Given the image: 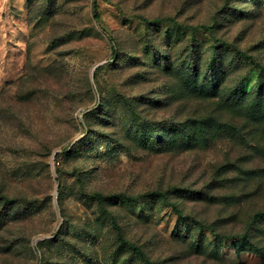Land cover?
<instances>
[{
  "label": "rangeland",
  "instance_id": "374dc122",
  "mask_svg": "<svg viewBox=\"0 0 264 264\" xmlns=\"http://www.w3.org/2000/svg\"><path fill=\"white\" fill-rule=\"evenodd\" d=\"M95 1L0 0V264H264V0Z\"/></svg>",
  "mask_w": 264,
  "mask_h": 264
},
{
  "label": "trees",
  "instance_id": "16d2710c",
  "mask_svg": "<svg viewBox=\"0 0 264 264\" xmlns=\"http://www.w3.org/2000/svg\"><path fill=\"white\" fill-rule=\"evenodd\" d=\"M93 16L95 18H98L99 17V12H98V5H97V2L95 0H93ZM196 28H200V29H205L206 27L205 26H197ZM237 55L238 56H241V57H245V58H248L250 59V57L242 52H237ZM157 193H154L153 195H156ZM125 244L135 253L137 254L138 256L146 259L145 257V254L137 247L135 246L134 244L130 243V242H125Z\"/></svg>",
  "mask_w": 264,
  "mask_h": 264
},
{
  "label": "bare ground",
  "instance_id": "6f19581e",
  "mask_svg": "<svg viewBox=\"0 0 264 264\" xmlns=\"http://www.w3.org/2000/svg\"><path fill=\"white\" fill-rule=\"evenodd\" d=\"M75 258V257H74ZM81 258V257H80Z\"/></svg>",
  "mask_w": 264,
  "mask_h": 264
}]
</instances>
